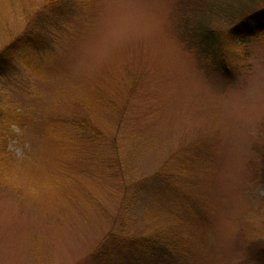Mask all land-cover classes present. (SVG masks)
<instances>
[{
    "label": "rangeland",
    "instance_id": "rangeland-1",
    "mask_svg": "<svg viewBox=\"0 0 264 264\" xmlns=\"http://www.w3.org/2000/svg\"><path fill=\"white\" fill-rule=\"evenodd\" d=\"M48 1L0 0V50L54 17ZM69 1L44 46L17 41L0 76V264H97L109 232L177 228L174 199L190 236L179 264H255L264 32L226 71L181 26L223 0ZM135 188L138 205L124 208Z\"/></svg>",
    "mask_w": 264,
    "mask_h": 264
},
{
    "label": "trees",
    "instance_id": "trees-1",
    "mask_svg": "<svg viewBox=\"0 0 264 264\" xmlns=\"http://www.w3.org/2000/svg\"><path fill=\"white\" fill-rule=\"evenodd\" d=\"M70 4L69 0L68 2L49 0L46 8H50L49 12L51 10L50 14L54 17L51 20H48L51 16L44 17L43 20L39 18L41 24L39 19L37 24L33 22L30 27L25 29L23 35L19 36L20 38L17 37L8 46L0 50V76L4 74L15 59L13 56L18 54L13 48L15 43L17 41L22 43L23 41V45L28 49L42 48L48 38L47 34L50 36L49 27H54L55 25H52L54 21H58L71 11L68 9ZM189 4L187 1L183 4L185 12L188 10ZM198 13L199 16H184L181 25L184 27L183 34L192 45L203 50L207 56L209 55L216 61L218 69L228 71V68H223L221 64L227 63L228 58L235 57L236 50L244 38L251 36L252 33L264 32V0H254L250 3L241 0L240 5H238L237 0H223L219 4L210 3L207 10L197 9L195 15ZM219 17L221 25L219 20H215ZM55 27L52 28V33ZM43 40H45L44 43ZM83 123L85 124L82 126L83 130L89 132L91 129L89 124L85 120ZM262 157L264 175V151ZM154 177H157V174ZM134 192V195L124 202V208H133L138 205L141 198L140 189L135 188ZM155 200H150L149 210L153 208ZM182 207L183 203L180 199H174L170 203L169 209L175 211L171 212V215L172 219L176 221L177 228L171 224L170 229L168 226L166 228H154L153 231L139 236H128L123 231L109 232L99 242L91 257L97 264H179L187 256L188 252H185L187 251L185 247L190 237L187 230L184 233L180 227V223L184 222L180 218ZM126 217L124 214L123 218ZM182 228L185 226L183 225ZM248 258L255 261V264H264V244L256 242L255 248L249 249Z\"/></svg>",
    "mask_w": 264,
    "mask_h": 264
}]
</instances>
